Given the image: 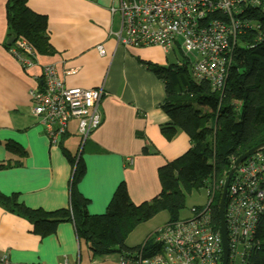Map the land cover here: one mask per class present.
Wrapping results in <instances>:
<instances>
[{
  "label": "crops",
  "instance_id": "crops-1",
  "mask_svg": "<svg viewBox=\"0 0 264 264\" xmlns=\"http://www.w3.org/2000/svg\"><path fill=\"white\" fill-rule=\"evenodd\" d=\"M7 1L0 0V163L7 164L0 170V193L29 209H65L72 174L66 155L79 154L85 171L76 188L88 200L90 215L106 211L120 183L134 205L158 195L157 169L190 147L180 130L170 140L162 136L161 128L169 123L160 109L163 84L142 64L166 66L169 52L120 42L121 19L110 12L118 0H28V8L46 20L53 50L33 51L34 64L24 69L12 53L14 42L23 38L10 35ZM46 65L55 68L66 88L103 91L100 124L82 145L76 120L53 145L31 113L30 92L40 86ZM8 145H17L24 156L8 151ZM0 253L9 264H59L63 258L75 264L78 254L79 264H94L90 253V260L82 262L72 223L62 222L55 234L40 238L26 219L1 204Z\"/></svg>",
  "mask_w": 264,
  "mask_h": 264
},
{
  "label": "trees",
  "instance_id": "trees-1",
  "mask_svg": "<svg viewBox=\"0 0 264 264\" xmlns=\"http://www.w3.org/2000/svg\"><path fill=\"white\" fill-rule=\"evenodd\" d=\"M27 1H7L10 35L14 39H25L39 55L51 54L53 49L47 36L46 20L33 13ZM246 18L259 25L264 37L263 16L249 12ZM257 33L250 30L240 37L241 47L233 52L221 91H213L206 80H194L191 64L183 54L180 63L166 66L142 63L163 84L165 96L160 109L169 118V123L161 128L162 136L170 140L180 130L190 143L184 154L157 169L160 192L149 201L134 205L126 186L120 183L106 211L90 215L87 211L88 200L76 188L85 171L83 160L77 154L72 157L66 155L72 167L67 208L51 212L29 209L14 196L7 197L1 193L0 204L26 219L40 238L55 234L62 222L72 223L78 243L84 242L93 257L112 253L130 254L136 248L124 245L128 233L160 212L168 214L167 222L178 220L186 195L192 189H206L214 193L210 218L218 229V202L234 160L264 143V40L256 42ZM11 47L7 46L8 49ZM7 150L24 156L17 145H8ZM247 161L256 167L261 166L260 172L264 177V150L249 156L241 164ZM6 166V163H0V170ZM253 240L256 243L253 241L255 245L247 253L245 264H264V214L259 219ZM159 247L150 236L145 241L142 253L144 257L153 255L159 252ZM227 254L226 264L229 262V246Z\"/></svg>",
  "mask_w": 264,
  "mask_h": 264
},
{
  "label": "built area",
  "instance_id": "built-area-1",
  "mask_svg": "<svg viewBox=\"0 0 264 264\" xmlns=\"http://www.w3.org/2000/svg\"><path fill=\"white\" fill-rule=\"evenodd\" d=\"M110 12L120 16L121 43L158 46L166 53L179 49L191 64L194 80L208 81L213 91L224 87L233 52L241 47L240 37L256 30L255 41L264 40L259 25L246 18L254 12L264 19V0H118ZM14 44L12 53L20 65L24 69L33 65L35 55L28 43L19 39ZM98 50L103 54L101 47ZM102 95L101 89L66 88L55 68L46 65L40 86L30 92L31 113L53 145L68 123L76 120L82 145L100 124ZM261 170L247 161L235 169L228 183L223 208L228 264H245L256 243L253 235L264 214ZM213 195L206 190L204 206L190 208L189 217L166 222L153 232L159 252L144 257L142 247L133 256L121 257L119 264H221L220 231L210 218ZM0 264H9L4 253H0ZM59 264L70 263L63 258ZM75 264H79V254Z\"/></svg>",
  "mask_w": 264,
  "mask_h": 264
},
{
  "label": "rangeland",
  "instance_id": "rangeland-1",
  "mask_svg": "<svg viewBox=\"0 0 264 264\" xmlns=\"http://www.w3.org/2000/svg\"><path fill=\"white\" fill-rule=\"evenodd\" d=\"M183 53L176 49L174 52H169L167 55V61L169 64L182 62ZM192 57V56H191ZM81 145H79L80 148ZM207 202L206 189H192L190 194L186 195L184 208L179 212V219L189 217V209L191 207L204 206ZM169 220V216L166 212H160L154 215L150 220L142 222L134 227L127 235L124 245L128 248H136L131 250L130 254H118L112 253L105 256H91L88 248L84 242H80L82 262L86 260H92L94 264H119L121 257L133 256L136 251L142 248L145 241L153 234V232L165 224ZM138 248V249H137ZM89 254V258L88 255Z\"/></svg>",
  "mask_w": 264,
  "mask_h": 264
},
{
  "label": "water",
  "instance_id": "water-1",
  "mask_svg": "<svg viewBox=\"0 0 264 264\" xmlns=\"http://www.w3.org/2000/svg\"><path fill=\"white\" fill-rule=\"evenodd\" d=\"M14 39H11L9 41V44L13 43ZM262 150H264V143H260L259 145H256L255 147L249 149L248 151H246L245 153H243L242 155H240L239 157H237L228 174L227 177L224 181L222 190H221V194H220V198H219V202H218V213H219V231H220V236H221V245H222V264H226L227 262V239H226V231H225V221H224V215H223V207H224V198H225V194H226V189L228 186V182L231 178V176L233 175L235 169L244 161L246 160L249 156H252L258 152H261Z\"/></svg>",
  "mask_w": 264,
  "mask_h": 264
},
{
  "label": "bare ground",
  "instance_id": "bare-ground-1",
  "mask_svg": "<svg viewBox=\"0 0 264 264\" xmlns=\"http://www.w3.org/2000/svg\"><path fill=\"white\" fill-rule=\"evenodd\" d=\"M232 177V176H231Z\"/></svg>",
  "mask_w": 264,
  "mask_h": 264
}]
</instances>
